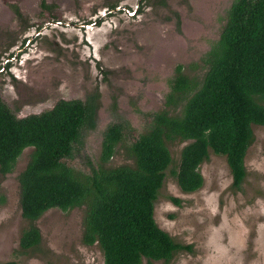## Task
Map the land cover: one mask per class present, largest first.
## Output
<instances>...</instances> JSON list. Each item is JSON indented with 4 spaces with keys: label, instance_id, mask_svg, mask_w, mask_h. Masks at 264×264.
I'll list each match as a JSON object with an SVG mask.
<instances>
[{
    "label": "rangeland",
    "instance_id": "obj_1",
    "mask_svg": "<svg viewBox=\"0 0 264 264\" xmlns=\"http://www.w3.org/2000/svg\"><path fill=\"white\" fill-rule=\"evenodd\" d=\"M137 1L0 0V68L9 61L0 73V97L17 116L49 110L59 99L85 100L99 89L96 127L83 132L74 156L65 159L77 171L89 173L91 164L97 165L104 131L113 123L125 126V137L107 164L117 167L132 163L127 148L146 130L151 113L180 111L166 105L169 80L182 64L186 75L203 81L208 69L203 58L219 39L234 0H142L139 17L101 18L107 7L131 4L133 11ZM252 128L241 190L232 188L226 158L210 150L199 167L203 186L182 191L173 171L189 141L168 142L173 162L154 218L191 250L152 264H264V126ZM31 152L32 147L24 149L12 172L0 175V264H104L99 244L82 241L85 205L43 213L36 221L40 244L21 251L27 221L18 175Z\"/></svg>",
    "mask_w": 264,
    "mask_h": 264
},
{
    "label": "trees",
    "instance_id": "obj_2",
    "mask_svg": "<svg viewBox=\"0 0 264 264\" xmlns=\"http://www.w3.org/2000/svg\"><path fill=\"white\" fill-rule=\"evenodd\" d=\"M42 5L47 6L45 1ZM12 8L22 16L17 6ZM203 61L208 69L201 83L186 75L182 64L176 66L166 105L180 111L164 108L150 114L146 130L127 148L131 164L107 165L125 137L124 124L113 123L104 131L99 162L90 163L89 173L77 171L65 159L74 156L83 132L96 127L98 88L85 100L59 99L51 109L24 117L0 97V175L12 172L24 149L32 147L18 175L20 209L27 221L21 251L40 244L36 221L43 213L82 205V241L99 244L104 264L169 262L176 252L191 250L154 218L155 202L173 162L168 142L189 141L173 171L182 191L203 186L199 167L210 150L226 158L232 188L241 190L248 175L245 158L254 140L252 126H264V0H234L219 39Z\"/></svg>",
    "mask_w": 264,
    "mask_h": 264
},
{
    "label": "flooded vegetation",
    "instance_id": "obj_3",
    "mask_svg": "<svg viewBox=\"0 0 264 264\" xmlns=\"http://www.w3.org/2000/svg\"><path fill=\"white\" fill-rule=\"evenodd\" d=\"M141 1L142 0H138L137 3H136V6H135V9L133 11H130L133 6L131 4H129L128 6L125 5V6H120L119 5H115L113 8H109L107 7V11H105L102 15H101V18L102 17H105L106 15H115L116 13H119V15H130V16H133L131 18H136V17H139L141 16V11H140V7H141ZM121 9V10H120ZM31 40V39H30ZM29 40V42H30ZM7 62L9 61H6L5 63H3V65L1 66L0 68V73L4 72L5 71V68H6V65H7ZM7 263V262H6ZM5 263V264H6Z\"/></svg>",
    "mask_w": 264,
    "mask_h": 264
}]
</instances>
